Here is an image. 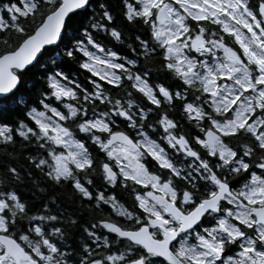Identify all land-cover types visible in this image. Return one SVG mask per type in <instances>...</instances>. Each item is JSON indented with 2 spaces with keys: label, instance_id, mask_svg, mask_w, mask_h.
I'll return each instance as SVG.
<instances>
[{
  "label": "trees",
  "instance_id": "1",
  "mask_svg": "<svg viewBox=\"0 0 264 264\" xmlns=\"http://www.w3.org/2000/svg\"><path fill=\"white\" fill-rule=\"evenodd\" d=\"M245 1L260 16L264 0ZM58 3L33 0L31 9L21 12L18 7L23 0H0V54L15 48ZM128 6L135 7L137 14H128ZM138 8L139 0H91L84 10L69 15L60 42L45 48L35 64L19 73L17 89L0 98V231L14 236L30 251L29 242L43 246L55 264H88L90 259L112 254L114 235L104 223L137 227L147 213L138 194L156 190L128 175L109 183L102 172V163L109 160L107 150L101 151L90 134L77 132L85 119L103 116L111 121L110 131L125 130L134 138L145 131L157 140L170 164L147 150L139 160L158 184L172 168L211 170L234 190H240L254 172L264 178V142L246 121L235 119L231 108L213 104L207 87L184 77L172 65L174 58L153 27L156 8L149 14ZM184 23L178 41L188 42L193 34L202 33L208 40H222L240 52L234 33L219 21L186 15ZM87 35L118 54L114 66L120 74L117 81L104 79L83 65L79 47ZM51 74L70 83L72 98L61 97L60 103L54 100ZM136 75L153 88L154 98L137 85ZM161 88L165 94L159 92ZM45 102L59 105L60 113L47 109ZM188 103L200 107V113L193 115L186 108ZM36 110H48L53 119L72 129L86 147L89 161L69 165L66 173H55L52 154L63 148L40 134L41 124L32 115ZM163 119L171 122V128H164ZM213 120L232 121L234 128L221 132V142L233 152L230 159L211 152L204 142V130L215 126ZM101 133L106 137L107 132ZM177 139L196 157L181 151ZM191 178L198 179L189 183L196 200L209 193L200 175ZM209 224L205 222V226ZM106 235L109 239L105 241ZM143 254V249L134 245L133 257ZM150 260L151 264H165L158 257H149L145 264Z\"/></svg>",
  "mask_w": 264,
  "mask_h": 264
},
{
  "label": "rangeland",
  "instance_id": "2",
  "mask_svg": "<svg viewBox=\"0 0 264 264\" xmlns=\"http://www.w3.org/2000/svg\"><path fill=\"white\" fill-rule=\"evenodd\" d=\"M164 0H139L138 10L147 14L153 7L157 8ZM172 10L174 19L166 24H159L152 20L155 33L165 42L168 53L174 58L172 65L186 78H195L209 89V95L213 104L231 108L235 119L239 122H247V126L256 132L259 139L264 142V19L251 10L245 0H167ZM33 0H23L22 7L18 10L25 12L31 9ZM128 14H137L135 7L128 6ZM260 9H264V4ZM1 15V12H0ZM194 18L203 17L211 21H219L225 30L234 33L241 52L225 44L222 40H208L202 33L193 34L188 42L178 41L180 34L185 30L184 16ZM2 23V20L0 21ZM83 54V64L89 67L95 74L109 81H117L120 74L114 69L117 65L118 54L98 44L90 36H86L80 43ZM54 100L60 103L61 97H71L70 83L64 81L56 74H51ZM135 82L150 97L154 98L153 88L140 76L134 77ZM165 94L163 88L159 89ZM45 107L51 111L60 113L59 105L48 104ZM187 110H192L193 115H198L200 107L194 103H188ZM34 118L41 124V135H47L54 144H60L62 150L58 154H52L54 172L66 173L68 166L80 165L88 162L90 157L83 142L75 136V132L66 128L60 121L53 119L48 110L35 111ZM52 118L54 121L49 120ZM165 129L171 128L169 120L163 119ZM215 126L221 131L232 130V121L221 123L213 120ZM50 127L51 130L47 128ZM111 129V121L103 116L85 119L78 124V133L90 134V140L100 144L103 140L101 131L108 132ZM136 139L144 148L143 151L133 152L131 149L116 145L107 151V156L120 175L132 176L142 183L151 184L154 188L162 190V184H158L156 177L149 174L139 160L147 150L156 156L161 162L170 164L162 145L145 131L137 133ZM169 142L173 139L168 135ZM179 149L190 157H196L195 153L187 147L182 139L176 140ZM213 153H218L221 158L230 159L232 150L221 141L209 147ZM137 160L135 165L130 164L129 158ZM216 175L210 173L209 177ZM237 194L254 203L264 202V179L253 173L250 179L238 190ZM140 204L147 211L144 215L146 223L155 231L168 225L162 210L148 198V190L138 194ZM228 204L222 213L215 215L216 232L213 233L210 226H202L193 237L181 239L176 248L188 258L201 261L204 264H212L210 248L216 249V256L222 253L221 241L226 238L234 239L241 236L243 249L254 247L258 238L264 245V227L256 223L248 208L241 207L237 202L227 198ZM162 213V214H161ZM235 217L245 227L236 223ZM105 227H106V223ZM253 226L254 236H247L246 229ZM242 228V229H241ZM107 230V229H106ZM246 231V230H245ZM213 235L215 238H211ZM108 238V236H107ZM32 251L42 264H55L52 258L42 251L41 246L29 244ZM220 252V253H219ZM127 250L118 255L107 254L94 259L88 264H103L105 261L115 264L118 260L127 259ZM228 259L225 264H228ZM150 264L152 260L149 261ZM6 264H13L10 260Z\"/></svg>",
  "mask_w": 264,
  "mask_h": 264
},
{
  "label": "water",
  "instance_id": "3",
  "mask_svg": "<svg viewBox=\"0 0 264 264\" xmlns=\"http://www.w3.org/2000/svg\"><path fill=\"white\" fill-rule=\"evenodd\" d=\"M59 1L56 7L44 15L32 33L23 38L14 49L0 54V98L11 94L17 89L21 82L19 72L35 64L46 47L58 44L64 33L69 15L84 10L91 0ZM262 14L264 16V10H262ZM172 17L173 15L168 9V2L165 1L155 12L154 18L156 22L165 24L171 21ZM204 138L208 145H214L220 139V133L215 128L209 127L204 130ZM117 143L128 146L133 151H138L141 148L138 141L126 131L114 130L107 134L101 150H106ZM130 163L134 165L136 163L135 158L130 157ZM102 169L109 180H115L117 171L109 162H104ZM217 187V191L213 195L203 198L186 214L182 213L162 193L150 192L148 195L150 199L164 206L167 213L172 214L181 221V225L177 230L166 231L162 239L155 238L147 224H142L135 229H124L116 222L111 221L108 223L107 228L110 232L129 239L131 242L143 247L147 253L155 254L170 264H186L170 248L171 243L178 238V234L197 225L206 212L210 210L218 211L219 202L226 194L243 205V201L234 195L229 184L225 181H217ZM252 213L256 221L264 225V204L253 206ZM0 244L3 246V250L0 252V264H4L8 258H12L14 264H22V261H28L30 264H40L39 261L31 257L30 253L14 236L0 233ZM125 264H143V259L137 258Z\"/></svg>",
  "mask_w": 264,
  "mask_h": 264
},
{
  "label": "flooded vegetation",
  "instance_id": "4",
  "mask_svg": "<svg viewBox=\"0 0 264 264\" xmlns=\"http://www.w3.org/2000/svg\"><path fill=\"white\" fill-rule=\"evenodd\" d=\"M193 175H200L202 178L199 180L204 181V187L208 188L209 195L215 193L216 191V178L213 175L212 178L209 177L210 173H207L205 170H200L199 168L194 169H168L164 172V178L162 179V187L161 193L164 194L170 201H172L178 209L181 210L182 213L186 214L189 213L197 203H199L203 198L209 196H202L198 200H196V197L194 196L193 192L191 191L189 187V183L196 182L198 179L191 178ZM178 177V178H176ZM182 189V190H181ZM200 188H196V190H199ZM228 204L227 201L223 202L221 205V208L217 213L214 212H208L204 215L202 219V224H205L206 221H208L209 228L213 233L216 232L215 228V215L219 212L222 213L224 211V208ZM165 218L168 220V225L161 230L155 231L154 229H151V232L153 235L157 238H162L163 234L167 230H176L180 226V220L176 219L170 214L165 213L164 207H159ZM250 210L251 204H248L246 207ZM236 223L237 219H235ZM241 225V224H240ZM263 226V225H260ZM241 227H245L244 225H241ZM264 227V226H263ZM200 225H197L195 228L189 229L187 231H184L179 234V238L177 241L173 242L171 244V249L173 252L179 256L181 259H183L187 264H204L201 261L188 258L184 254L179 251L176 246L178 242L183 238H190L193 237V234L197 233L200 229ZM242 229V228H241ZM254 227L250 226L246 228L245 230L242 229L244 232H246V235L248 236H254ZM211 238H215L213 235H210ZM241 236H236L234 239L232 238H226L221 241V244L223 246L222 253L219 254V256H216V249L213 247L210 248L212 255V264H225V260L228 259V264H264V245L262 244L261 240L258 238L257 242L254 243L253 248L249 249H243V244L241 243ZM123 247L120 249V247ZM112 253L115 255H118L120 252L127 250V255H129L128 259L125 261H128L129 259H132V251L134 249V245L127 242L126 240L121 239L120 237L114 235L113 242H112ZM126 247V248H125ZM153 258H156L157 256L150 255ZM132 257V258H130ZM165 264H168L164 259H162ZM124 261V262H125ZM124 262H120L118 260L115 264H122Z\"/></svg>",
  "mask_w": 264,
  "mask_h": 264
},
{
  "label": "bare ground",
  "instance_id": "5",
  "mask_svg": "<svg viewBox=\"0 0 264 264\" xmlns=\"http://www.w3.org/2000/svg\"><path fill=\"white\" fill-rule=\"evenodd\" d=\"M182 190V189H181ZM52 210V209H51ZM145 214V213H144ZM162 214V213H161ZM92 227V226H91ZM102 228V227H101ZM175 230V229H174Z\"/></svg>",
  "mask_w": 264,
  "mask_h": 264
}]
</instances>
